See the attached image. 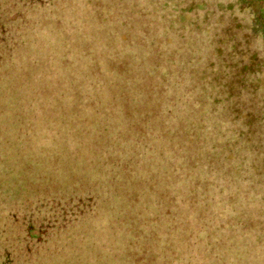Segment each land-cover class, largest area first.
<instances>
[{"label": "rangeland", "instance_id": "rangeland-1", "mask_svg": "<svg viewBox=\"0 0 264 264\" xmlns=\"http://www.w3.org/2000/svg\"><path fill=\"white\" fill-rule=\"evenodd\" d=\"M36 1L0 0V262L264 264L262 2Z\"/></svg>", "mask_w": 264, "mask_h": 264}, {"label": "trees", "instance_id": "trees-1", "mask_svg": "<svg viewBox=\"0 0 264 264\" xmlns=\"http://www.w3.org/2000/svg\"><path fill=\"white\" fill-rule=\"evenodd\" d=\"M32 1H34V0H32ZM258 1L262 2L261 10H260V14H259V15H261V16L259 17V20H264V0H258ZM36 2H37L38 4H42V6L44 5V4H43V0H37ZM262 29H263V31H264V28H262ZM185 232H186V230H185ZM3 258H4V260H3L2 262H0V264H4L5 261L7 260L6 257H3ZM8 264H9V263H8Z\"/></svg>", "mask_w": 264, "mask_h": 264}]
</instances>
